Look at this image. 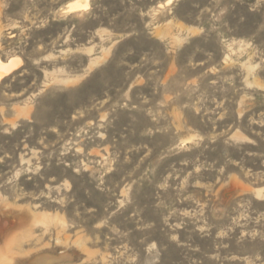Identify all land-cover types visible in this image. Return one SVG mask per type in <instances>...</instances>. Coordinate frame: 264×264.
Listing matches in <instances>:
<instances>
[{"label": "rangeland", "instance_id": "1", "mask_svg": "<svg viewBox=\"0 0 264 264\" xmlns=\"http://www.w3.org/2000/svg\"><path fill=\"white\" fill-rule=\"evenodd\" d=\"M168 2L0 0V264H264V0Z\"/></svg>", "mask_w": 264, "mask_h": 264}, {"label": "bare ground", "instance_id": "2", "mask_svg": "<svg viewBox=\"0 0 264 264\" xmlns=\"http://www.w3.org/2000/svg\"><path fill=\"white\" fill-rule=\"evenodd\" d=\"M172 0H169L170 3ZM87 2L74 1L67 5L66 12H80L88 9ZM21 62L17 58H12L8 62H4L0 59V82L7 76H9L13 71H15Z\"/></svg>", "mask_w": 264, "mask_h": 264}]
</instances>
